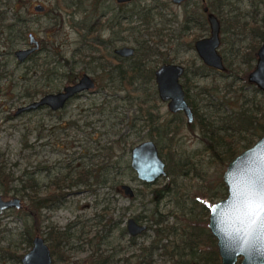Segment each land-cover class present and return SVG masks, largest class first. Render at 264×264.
Listing matches in <instances>:
<instances>
[{
    "label": "rangeland",
    "instance_id": "1",
    "mask_svg": "<svg viewBox=\"0 0 264 264\" xmlns=\"http://www.w3.org/2000/svg\"><path fill=\"white\" fill-rule=\"evenodd\" d=\"M208 1L221 3L214 13L221 25L217 52L225 71L205 65L194 48V36H209L208 24L207 28L185 25V12ZM36 4L44 10L35 11ZM0 16L4 17L0 20V171L12 179L9 186L0 182V195L22 201L20 208L0 212V264H21V256L30 248L28 235H41L53 250L46 234L51 228L66 234L53 264H91L92 255L97 254L106 256L107 264H133L140 247L154 237V210L177 235L184 230L186 240H196L204 251L216 250L215 239L207 236L209 215L205 211L226 195L221 183L228 161L220 159L222 146L210 139L211 129L217 130L214 136L221 135L220 130L231 124L228 119L236 113L255 115L257 108L264 107V92L247 81L264 41L260 35L264 26L253 27L255 20L262 23L264 0H187L181 4L171 0L126 4L115 0H0ZM91 22L99 25L96 34L110 53L122 45L136 49L139 41L151 49L147 67L166 60L188 70L180 82L189 88V100L206 128L198 118L188 126L183 114H171L165 103L156 102L159 123L170 120L176 131L157 144L166 174L154 182L142 183L130 168L131 148L147 139L156 141L136 119V97L141 95L129 93L117 80L110 81L107 68L101 70L105 64L99 59L101 48L91 44L93 37L83 28ZM30 33L39 50L19 63L14 51L28 46ZM131 63L126 61L124 66ZM84 73L96 81L95 88L70 99L62 109L42 107L16 113ZM153 83L141 84L145 98L150 97ZM257 116L264 122L261 114ZM255 139L238 140L237 153ZM68 170L70 178L79 170L90 171L88 183L63 188V197L50 208L33 213L27 200L13 190L28 174L44 197L51 191L49 181ZM121 184L133 189V197L123 194ZM33 217L37 226L32 225ZM129 217L152 224L144 234L133 237V242L125 229ZM180 237L176 236L177 242ZM152 260V264H168L159 251Z\"/></svg>",
    "mask_w": 264,
    "mask_h": 264
},
{
    "label": "water",
    "instance_id": "2",
    "mask_svg": "<svg viewBox=\"0 0 264 264\" xmlns=\"http://www.w3.org/2000/svg\"><path fill=\"white\" fill-rule=\"evenodd\" d=\"M128 3L133 0H116ZM187 0H171L181 4ZM205 0H202L204 2ZM37 5L35 10H42ZM209 26V36L195 41L194 47L202 61L210 67L225 70L222 58L217 52L220 42V22L207 6L203 7ZM29 41L34 46L18 49L14 52L18 61H24L38 44L32 34ZM120 56L129 57L134 53L131 46H121L114 50ZM184 72L181 64H162L155 72L159 98L167 102L172 112L183 111L192 120L191 109L186 103L185 92L179 81ZM248 81L264 92V42L257 51L255 68L248 74ZM95 82L88 74L66 85L62 91L47 93L40 99L22 106L16 113L48 106L53 111L64 106L68 99L84 90L94 88ZM130 167L136 177L151 183L165 174L164 163L152 141L136 144L130 150ZM223 181L226 197L214 203L210 209L208 227L217 239V248L221 264H234L238 255L243 256L241 264H264V134L249 148L231 159L224 171ZM123 194L132 197L133 189L128 184H121ZM21 200L14 197L4 200L0 196V210L8 207L19 208ZM125 229L129 236L135 237L147 230V225L129 217ZM30 249L21 256V264H52L51 254L44 238L36 234L32 237Z\"/></svg>",
    "mask_w": 264,
    "mask_h": 264
},
{
    "label": "trees",
    "instance_id": "3",
    "mask_svg": "<svg viewBox=\"0 0 264 264\" xmlns=\"http://www.w3.org/2000/svg\"><path fill=\"white\" fill-rule=\"evenodd\" d=\"M221 2L222 0H218ZM221 3H214L212 1H208V3H204L203 6L197 7L196 9L187 10L185 12L184 20L185 25L187 27L188 24H192L195 26H199L201 28H207V21H206V14L203 12V7L207 6L209 11L213 12L215 11L216 7H219ZM215 14V13H214ZM216 15V14H215ZM0 20L3 21L4 17L0 16ZM228 25L232 26L234 24V21L228 20ZM262 23H258V21H254V26L256 29H259L261 25L264 26V18L262 17L261 20ZM99 25H96L95 22H91L90 24H86L83 26L86 31V35H90L93 37L91 44L97 45L101 48L102 52L105 50V45H103L105 42L101 41L99 38V35L96 34ZM130 32L133 30V27L127 28ZM95 32V34H94ZM94 34V35H93ZM262 35V38L264 40V32L260 33ZM198 37L193 38V40H197ZM137 42V56L138 59H145V57H149L151 53V49L143 45L142 42ZM103 47V48H102ZM102 56L105 58L106 56L102 54ZM141 57V58H139ZM137 59V60H138ZM104 68V67H103ZM110 73H112V77L118 80V82L122 85V87L126 88L129 93L131 92H138V80L143 79H151L152 78V72L153 70L150 68L146 70L142 63L139 62H133V64H128L126 67L123 66L120 67V65L115 66L112 70H109ZM45 72H49L48 68L45 67ZM111 77V78H112ZM246 79V76H244ZM113 81V80H112ZM210 89H207L206 92H209ZM138 98V97H136ZM133 99V97H131ZM261 114V116L264 118V107L257 108L255 115L252 114H246V112H239L233 115L228 121H231V124L228 126H225L220 131H223V134H217V136H214L213 134L210 135V137L213 140H217L218 142H223L224 144V151L221 155L222 161H230L236 154L238 150V140H246L249 141L248 136H255L258 138L262 132L264 131V122H260L259 117L257 116ZM202 126L206 127V123H201ZM151 131L153 132V135H157L158 137L164 136L162 135V131L158 128V125L156 126V129L152 127V124H150ZM155 127V126H154ZM167 125L161 127L166 128ZM212 133H216L217 130L211 129ZM242 133H245L244 136H242ZM235 136H239L240 138L237 139L236 142H234ZM234 143V144H233ZM2 172L0 171V182L5 184V186H9L12 182V179H7L5 176H3L2 179ZM70 172H66V174L61 175L60 177H55L53 180L52 188L53 191L49 199L45 200L42 197L39 196L38 186L36 180L29 176L28 174H24L22 178H20V186L19 188H13L16 194H19L22 199H26L28 202V205L32 209L33 213L37 212L39 209L42 208V206L48 201L49 203L51 201L58 202L61 200V197L63 195L62 189L66 187L68 184L72 185L74 183H83L85 179L88 178V171L86 170H80L78 171V175L70 178ZM69 182V183H67ZM158 194H155V199H158ZM157 214V217L154 218L153 216V231H154V237L151 240V242L148 245H142L140 247V253L135 256V261L133 264H152V255L156 251H159V254L167 258L168 264H191V261L194 260V264H219V259L217 252L214 250L210 252H205L201 248H199V244L196 240H191L187 238L185 239V232L184 230H181L178 235H181L180 242L176 241L177 230H175L172 226H166L163 225V220L161 215L154 210L152 212V215ZM34 215V214H33ZM33 223L32 225H36V218L33 217ZM119 221L114 222L112 224V227H115ZM149 227H152V224L150 226H147V229ZM146 232V231H145ZM143 232L142 234H144ZM140 234V235H142ZM49 242L52 247H54V250H59V246L62 243L63 240H65L66 234L65 232H60L55 230L54 228H51L50 231L47 233ZM139 236V235H138ZM170 236L175 237V239L171 240L169 239ZM208 237L210 235H207ZM136 237V236H135ZM179 238V237H178ZM32 238L30 235L27 236L26 242L28 245L31 244ZM130 240L133 242V237L130 238ZM164 241V242H163ZM187 241V242H186ZM91 264H107L109 263V260L106 256H102V254L92 255ZM16 259H19L20 256H15ZM128 260V259H127Z\"/></svg>",
    "mask_w": 264,
    "mask_h": 264
},
{
    "label": "flooded vegetation",
    "instance_id": "4",
    "mask_svg": "<svg viewBox=\"0 0 264 264\" xmlns=\"http://www.w3.org/2000/svg\"><path fill=\"white\" fill-rule=\"evenodd\" d=\"M116 1V0H115ZM117 2V1H116ZM118 4H126V3H119V2H117ZM129 3V2H128ZM37 5H41V4H36L35 6H34V10H35V7L37 6ZM42 6V5H41ZM43 7V6H42ZM44 10V7H43V9L42 10H35V11H37V12H42ZM219 19V18H218ZM219 22H220V20H219ZM220 29H221V25H220ZM31 34V33H30ZM34 37V36H33ZM35 38V37H34ZM35 40L37 41V39L35 38ZM198 40V39H197ZM264 42V41H263ZM195 43V42H194ZM37 44H38V41H37ZM262 44V43H261ZM34 46V44L33 43H30V41H29V34H28V46L26 47V48H24V49H29V48H31V47H33ZM122 46H129V45H122ZM118 47H121V46H118ZM118 47H115V48H113V50H112V53H110V52H108V51H106V50H104L103 52H102V50H101V52H100V57H99V59H102L104 62H105V64H102V65H100L101 66V70L103 71L105 68H107L108 69V71H106V74L108 73V74H111V76H110V81H112V80H116L115 78H113L112 77V73H110V71L109 70H112L115 66H117V65H120V67H122L123 68V66H124V62H126V61H131L132 63L131 64H133V62H141L142 63V66L146 69V70H148V69H150L149 67H147V61H148V58L149 57H145V59H138V57H137V59L136 60H133V58L134 57H136L137 56V52H136V49H135V47H133V46H131V47H133L134 48V53H133V55L132 56H129V57H124V56H120V55H118V54H116L115 52H114V50L116 49V48H118ZM260 47V46H259ZM195 48V47H194ZM23 49V48H22ZM18 50V49H17ZM37 50H39V44H38V46H37V48L33 51V52H31L27 57H26V59L24 60V61H18L17 60V58H16V60L19 62V63H23V62H25V61H27V60H29L31 57H32V55L35 53V52H37ZM16 51V50H15ZM14 51V52H15ZM258 51V50H257ZM102 54H104L106 57L104 58L103 56H102ZM256 56H257V52H256ZM16 57V56H15ZM139 58H141V57H139ZM202 60V59H201ZM223 61V60H222ZM256 61H257V58H256ZM169 64V63H171V62H169V61H166V60H162L161 61V64L160 65H158L157 67H151V69L153 70V72H152V78L151 79H149V78H147V79H143V78H141V79H143L144 81H142L141 83H138V92L140 93V95L141 96H139L137 99L139 100L138 101V103H137V120H139V121H141V127H143V128H146L147 129V134L149 135V137H155L156 138V141H154V140H152V139H147V140H149V141H152L153 143H154V145L156 146V148H157V151H158V154H159V156H160V152H159V148H158V146H157V144H159V140H160V138H168V139H170L169 138V135L170 134H172L173 132H175L176 131V125H173L172 124V121H170V120H165V121H163L162 123H159V121H158V119H159V116H158V114L156 113V111H155V105H156V102L157 101H160V102H163V103H165L166 104V107H167V109H168V111L171 113V114H183L184 115V117H185V119H186V124L188 125V126H191L193 123H194V121H195V119L196 118H198L199 119V123H200V125H201V123H205V122H203L202 121V117L201 116H199L198 114H197V112H196V109H195V107H194V105H193V103L191 102V100H189V95H188V91H189V88L187 87V85L185 84L184 86H183V84L181 83V85H182V87H183V89H184V92H185V100H186V103H187V105L189 106V108L191 109V114H192V120L191 121H188V117L186 116V114L183 112V111H178V112H172V111H170L169 110V108H168V105H167V102H164V101H162L160 98H159V95H158V91H157V85H156V77H155V72L157 71V69L162 65V64ZM204 63V62H203ZM176 64H178V63H176ZM205 64V63H204ZM223 64H224V62H223ZM182 65V64H181ZM206 65V64H205ZM183 66V65H182ZM224 66H225V64H224ZM255 66H256V63H255ZM104 67V68H103ZM124 67H126V66H124ZM184 67V72H183V74H182V76H185V75H188L187 73H188V70L185 68V66H183ZM210 67V66H209ZM211 68H213V67H211ZM255 68V67H254ZM216 69V68H215ZM216 70H218V69H216ZM225 70H226V67H225ZM225 70H218V71H225ZM251 72V71H250ZM249 72V73H250ZM248 73V74H249ZM105 74V73H104ZM82 75V74H81ZM80 75V76H81ZM79 76V77H80ZM182 76L179 78V81H180V79L182 78ZM79 77L76 79V81L79 79ZM112 77V78H111ZM247 77H248V75H247ZM92 78V77H91ZM93 79V78H92ZM112 79V80H111ZM94 80V79H93ZM148 80H153V85H152V91H151V94H150V97L149 98H145V93L143 92V91H145V88L144 87H142V85L141 84H143L144 82H146V81H148ZM76 81H73V82H71V83H69V84H72V83H74V82H76ZM118 81V80H117ZM188 81V76L186 77V82ZM247 81H248V79H247ZM94 82H95V86H96V81L94 80ZM249 82V81H248ZM251 83V82H250ZM68 85V84H67ZM66 86V85H65ZM64 86V87H65ZM95 86H94V88H95ZM63 87V88H64ZM63 88L61 89V90H59V91H62L63 90ZM93 89V88H92ZM92 89H89V90H84V91H82V92H79V93H77V94H75L72 98H74V97H77V96H80L82 93H84V92H86V91H90V90H92ZM58 91V92H59ZM56 93V92H55ZM44 96V95H43ZM72 98H70V99H72ZM70 99H68L67 100V102L70 100ZM67 102L64 104V106L67 104ZM63 106V107H64ZM44 108V107H47V108H49L48 106H40V107H38V108ZM62 107V108H63ZM62 108H60V109H62ZM37 109V108H36ZM50 110H52L51 108H49ZM60 109H58V110H60ZM31 110H34V109H31ZM27 111H30V110H27ZM53 111V110H52ZM55 111H57V110H55ZM150 124H152V127L154 128V129H156V126L158 125V128L162 131V135H164V136H157V135H153V132L154 131H151V127H150ZM165 125H167V127L166 128H161V127H163V126H165ZM155 126V127H154ZM201 127L202 128H206V127H204V126H202L201 125ZM211 134H214V133H212L211 132ZM243 134V133H242ZM245 134V133H244ZM264 134V131L262 132V134L257 138V139H255L249 146H247L245 149H247V148H249V147H251L262 135ZM256 138L255 136H251V135H249L248 136V138H249V141L248 142H251L252 141V138ZM240 137L239 136H235V139H234V142H236L237 141V139H239ZM210 139H212L211 137H210ZM147 140H144V141H147ZM144 141H141V142H144ZM215 141V144L216 145H218V144H220L221 146H222V154H223V151H224V149H225V147H224V144H223V142L221 141V142H218L217 140H214ZM141 142H139V143H141ZM234 144V143H233ZM210 147H213L214 148V146H212L211 145V143H210ZM133 148V147H132ZM131 148V149H132ZM245 149H243L242 151H244ZM242 151H240V152H238L235 156H237L238 154H240ZM215 153V155H218V154H216V151L214 152ZM221 154V155H222ZM221 155H219V157H220V159H221ZM234 156V157H235ZM233 157V158H234ZM160 158L162 159V157L160 156ZM232 158V159H233ZM162 161H163V163H164V169H165V174H166V164H165V162H164V160L162 159ZM228 164V163H227ZM227 166V165H226ZM131 168V167H130ZM225 169H226V167H225ZM69 172H70V170H68ZM80 171V170H79ZM87 171V170H86ZM225 171V170H224ZM164 174V175H165ZM223 174H224V172H223ZM223 174H222V183H221V185L222 186H225V184H224V181H223ZM78 175V172L76 173V176ZM164 175H162V176H164ZM61 176V175H60ZM60 176H57V177H60ZM89 176H90V171H88V178L87 179H85L84 181H83V184H86V183H88V179H89ZM161 177V176H160ZM159 178V177H158ZM157 178V179H158ZM55 179V177L53 178V179H51L50 181H49V184L47 185V187L50 189V188H52L51 186H52V184H53V180ZM156 180V179H155ZM154 180V181H155ZM141 181V180H140ZM153 181V182H154ZM142 183H145V182H143V181H141ZM77 184H80V183H74V184H72V185H77ZM69 185V184H68ZM67 185V186H68ZM66 186V187H67ZM65 188V187H64ZM225 189H226V187H225ZM52 190L51 191H49L44 197H42L43 199H45V200H47V199H49L50 197H52L53 195H51L52 194ZM63 193V192H62ZM226 194H227V191H226ZM1 196V195H0ZM2 197V196H1ZM15 197V196H14ZM14 197H11V198H3L2 197V199H4V200H9V199H12V198H14ZM62 197H63V195H62ZM61 197V198H62ZM133 197V196H132ZM223 198L222 199H220V200H223L225 197H226V195L225 196H222ZM20 199V198H19ZM21 200V199H20ZM220 200H218V201H220ZM218 201H216V202H218ZM216 202H214V203H216ZM53 203H55V201H51L50 203L47 201L43 206H42V208H50L52 205H53ZM214 203H212L211 205H210V208H209V212H207V211H205V213L206 214H208V215H210V209H211V206L214 204ZM21 206H22V201H21ZM20 206V207H21ZM19 207V208H20ZM16 207H8V208H5V209H3V210H0V212H4V211H7V210H9V209H15ZM208 222H209V216H208ZM208 229H209V227H208ZM209 232L210 233H207L208 235H210V238H212V240H214L215 239V242H216V252H217V255H218V259H219V264H221V260H220V255H219V253H218V248H217V239H216V237L211 233V231H210V229H209ZM48 232H46V234H47ZM214 238V239H213ZM47 239H48V236H47ZM45 240V239H44ZM45 242H46V240H45ZM47 243V242H46ZM31 245L32 244H30V247H31ZM47 245H48V247H49V250H50V254H51V259H52V264H53V255L57 252L58 253V251L59 250H52L51 249V247H50V245H49V243H47ZM61 245V244H60ZM30 249V248H29ZM214 250H212V251H214ZM204 251V250H203ZM205 252H210V251H205ZM213 253V252H212ZM242 260H243V256L242 255H238L237 257H236V260H235V262H234V264H241V262H242ZM191 264H192V262H191Z\"/></svg>",
    "mask_w": 264,
    "mask_h": 264
},
{
    "label": "snow or ice",
    "instance_id": "5",
    "mask_svg": "<svg viewBox=\"0 0 264 264\" xmlns=\"http://www.w3.org/2000/svg\"><path fill=\"white\" fill-rule=\"evenodd\" d=\"M262 198H264V197H262ZM262 226H264V225H262Z\"/></svg>",
    "mask_w": 264,
    "mask_h": 264
}]
</instances>
